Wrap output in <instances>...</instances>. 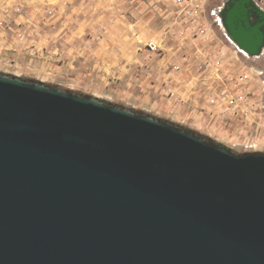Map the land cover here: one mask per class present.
I'll list each match as a JSON object with an SVG mask.
<instances>
[{
  "label": "water",
  "instance_id": "water-1",
  "mask_svg": "<svg viewBox=\"0 0 264 264\" xmlns=\"http://www.w3.org/2000/svg\"><path fill=\"white\" fill-rule=\"evenodd\" d=\"M264 54V9L225 0ZM0 264H264V153L0 74Z\"/></svg>",
  "mask_w": 264,
  "mask_h": 264
},
{
  "label": "rangeland",
  "instance_id": "rangeland-1",
  "mask_svg": "<svg viewBox=\"0 0 264 264\" xmlns=\"http://www.w3.org/2000/svg\"><path fill=\"white\" fill-rule=\"evenodd\" d=\"M256 1L264 9V0ZM202 2L207 15H205V26L208 33L217 41L223 40L229 45L226 31L218 16L225 0H202ZM180 10L181 6L177 0H0V74L18 77L30 83L43 82L53 88L69 91L70 88L62 80L64 77L59 78L57 75L59 73L66 75L68 69L60 67L63 61L58 59L59 52L53 54V49L50 47L53 39L58 46H61L60 42L68 36L76 40L104 39L110 37V30L115 27L126 31L129 29L125 34L126 37L129 36L130 31L135 30L136 38L139 36L136 40L140 46V43L165 36L164 33L172 30L174 28L172 23L176 20L177 12ZM19 16H23L25 22L19 23ZM162 30L165 31L162 33ZM174 33L173 31V35ZM173 35L169 34L168 38L166 37L168 46L173 51L172 58L169 56L166 59L167 69L176 63L185 64L194 69L193 60L186 59V57L182 59L181 56V59L178 58L176 49L179 46L176 40H173ZM183 39H186L183 40V55L190 56L189 54L198 47L191 45L190 37L186 36ZM38 42L40 45L36 49L34 45ZM91 47L92 45L88 46V48ZM155 60L160 61L159 58ZM244 63L254 72L255 85L260 84L259 87L256 86L255 93L263 107L260 112L253 113L251 118L243 123L233 121L231 126H226V128L222 126L223 130L218 129L214 137L208 134L210 130L192 128L191 118L194 119L196 110L190 108L177 110L178 108L174 105L175 101L167 99L169 97L166 96L165 91L161 94L158 103L163 107H168L175 114L170 115L168 111L161 112V109H153L151 100L141 94L136 95L130 102L131 108L128 103L123 107L134 108L133 110L138 114L151 116L195 133L205 141L227 147L238 155L264 153V54L259 58H246ZM198 73L189 72L183 76L178 75V77L173 72H169L170 77H166L162 85L172 83L177 87L176 95L191 101V106L209 108L206 99L200 93L202 84ZM177 77V82H174L173 80ZM187 80H195V93L190 92V87L183 89L182 84L187 86ZM72 92L94 97L91 93H78L75 89ZM101 97L104 101L113 99L109 95ZM114 101L113 99L110 103L117 106L123 105Z\"/></svg>",
  "mask_w": 264,
  "mask_h": 264
},
{
  "label": "built area",
  "instance_id": "built-area-1",
  "mask_svg": "<svg viewBox=\"0 0 264 264\" xmlns=\"http://www.w3.org/2000/svg\"><path fill=\"white\" fill-rule=\"evenodd\" d=\"M177 1L181 10L178 11L179 13L177 12V18L172 23L174 28L158 40L140 43L138 51L143 52L148 61L159 58L160 61L166 62L167 57L171 56L172 58L171 54H173L172 48L168 46L167 35H173V31L175 32L173 40H176L179 46L176 49L178 58H190L195 62V66L193 69L185 64L176 63L169 67L167 73L173 72L174 75L183 76L189 72L191 74L199 72L198 78H201L202 84L200 93L206 99L209 108L191 106V101L176 95L177 87L172 83L164 84L163 91L169 97L167 99L175 101L174 105L178 110L189 108L196 110L194 119L191 118L192 128L210 130L208 134L214 137L217 135L215 133L218 129L223 130V127L231 126L233 121L243 123L251 118L253 113L260 112L263 106L260 100H257L255 93L256 86L260 84L255 85L256 76L252 69L244 63L245 59L249 58L244 52L228 37L226 39L229 45L225 44L223 40L219 42L210 36L205 26L206 12H204L202 0ZM186 36L191 38L193 47H198L189 54L190 56L183 55L182 52L183 40H186L183 38ZM166 64L168 66L167 62ZM178 77L173 81L177 82ZM187 81V86L182 84L183 89L190 87V92L194 91L193 93H195V80Z\"/></svg>",
  "mask_w": 264,
  "mask_h": 264
},
{
  "label": "crops",
  "instance_id": "crops-1",
  "mask_svg": "<svg viewBox=\"0 0 264 264\" xmlns=\"http://www.w3.org/2000/svg\"><path fill=\"white\" fill-rule=\"evenodd\" d=\"M23 19V16H19V23L25 22ZM127 31L114 27L110 30V37L104 39L76 40L68 36L60 42L61 46L56 45L53 39L50 46L53 54L59 52L58 59L63 61L60 67L68 69L66 75L59 73L58 77H64L62 80L71 91L75 89L78 93H91L101 100L103 99L101 96L109 95L115 100L114 102L123 104L122 107L128 103L130 108L132 107L130 102L136 95L141 94L151 100L153 109L168 111L170 115L175 114L168 107L158 103L163 94L162 83L166 77H170L166 62L148 61L145 54L138 51L136 39L139 36L136 38V31H130L129 36L126 37ZM54 37L56 39V34ZM160 38L161 36L154 40ZM39 45L38 42L34 46L37 49ZM89 45L92 47L88 48Z\"/></svg>",
  "mask_w": 264,
  "mask_h": 264
},
{
  "label": "bare ground",
  "instance_id": "bare-ground-1",
  "mask_svg": "<svg viewBox=\"0 0 264 264\" xmlns=\"http://www.w3.org/2000/svg\"><path fill=\"white\" fill-rule=\"evenodd\" d=\"M223 26V25H222Z\"/></svg>",
  "mask_w": 264,
  "mask_h": 264
}]
</instances>
